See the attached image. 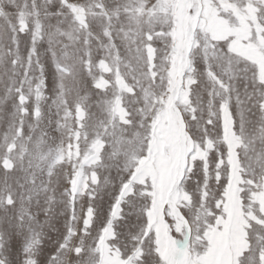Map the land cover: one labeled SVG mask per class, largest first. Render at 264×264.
Here are the masks:
<instances>
[{
  "label": "snow or ice",
  "instance_id": "snow-or-ice-1",
  "mask_svg": "<svg viewBox=\"0 0 264 264\" xmlns=\"http://www.w3.org/2000/svg\"><path fill=\"white\" fill-rule=\"evenodd\" d=\"M0 264H264V0H0Z\"/></svg>",
  "mask_w": 264,
  "mask_h": 264
}]
</instances>
